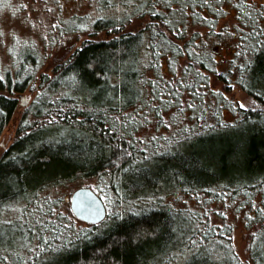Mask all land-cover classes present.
Segmentation results:
<instances>
[{
  "label": "trees",
  "instance_id": "16d2710c",
  "mask_svg": "<svg viewBox=\"0 0 264 264\" xmlns=\"http://www.w3.org/2000/svg\"><path fill=\"white\" fill-rule=\"evenodd\" d=\"M89 2L70 31L87 39L59 54L62 32L41 41L49 68L28 45L0 64V136L17 120L0 214L18 208L0 264H264V0ZM72 182L103 221L75 231L68 198L55 212Z\"/></svg>",
  "mask_w": 264,
  "mask_h": 264
},
{
  "label": "rangeland",
  "instance_id": "374dc122",
  "mask_svg": "<svg viewBox=\"0 0 264 264\" xmlns=\"http://www.w3.org/2000/svg\"><path fill=\"white\" fill-rule=\"evenodd\" d=\"M25 5L27 6L25 7ZM92 12L95 13L92 8V2H89V0H0V64L6 62L8 54L13 52V48L15 51L18 50L21 52L20 48H24V46L28 45L30 46L29 49L36 52V55L39 57L38 61L41 64L39 71L46 70L51 66L52 53L48 51L50 49L46 50L43 47L44 45L41 41L49 37H57L59 33L62 32L59 38L62 39L64 46L60 49H56V53H61L70 43L79 45L81 41L88 38V33L84 31L87 28L79 31L81 32L79 34H72V32H70L75 30L73 27H75L76 24L80 23L79 17L75 16L87 14L86 17H89ZM91 20V18L87 19V24L89 23L90 25ZM56 46L59 48L61 44H56ZM216 56L218 59H230V55L225 49H221L219 53H216ZM36 91L35 85L32 84L24 91L20 92L17 95L19 106L21 105V107H23L31 103L35 99ZM228 96L232 98V95ZM237 98H240L238 94L235 99ZM23 102H25L24 105H22ZM20 109L21 108L18 110L19 112ZM230 117L231 115L229 113V119ZM16 126L17 120L14 119L3 129L0 136V155L11 145L14 139ZM78 185H80L79 182H72L66 187L59 188V193L57 195L61 198V202L55 207L56 213L66 212L65 199L67 200L69 192L77 188ZM95 186L98 185L95 184ZM98 189L104 190V186L102 187L100 184ZM17 211V207H12L10 210H6V212L0 214L1 249H6V247L9 246L10 243L8 239H11L12 242L18 240L14 235L15 226H13L17 218L16 215H18ZM227 218H229V212ZM63 224L65 227L68 225L71 226V222L68 218H65ZM85 226L84 223L75 221L73 228L77 231L83 229ZM244 234L245 233L239 228H236L232 233L234 250L243 263L248 261L246 238ZM18 251L19 250L16 249L15 252ZM19 254H21V251H19ZM45 259L46 258L39 259L38 262Z\"/></svg>",
  "mask_w": 264,
  "mask_h": 264
},
{
  "label": "water",
  "instance_id": "95a60500",
  "mask_svg": "<svg viewBox=\"0 0 264 264\" xmlns=\"http://www.w3.org/2000/svg\"><path fill=\"white\" fill-rule=\"evenodd\" d=\"M68 206L72 216L84 224L100 223L107 214L103 200L88 187L74 189L68 197Z\"/></svg>",
  "mask_w": 264,
  "mask_h": 264
},
{
  "label": "snow or ice",
  "instance_id": "6c2138e0",
  "mask_svg": "<svg viewBox=\"0 0 264 264\" xmlns=\"http://www.w3.org/2000/svg\"><path fill=\"white\" fill-rule=\"evenodd\" d=\"M205 2L207 3V0H205ZM26 6L27 5H25V7ZM33 26H34V24H33ZM80 27L85 28V27H87V25L81 24ZM213 27H215V25H213ZM253 64H254V61L250 60L246 64L241 65L240 67L245 68L246 72L252 73L253 69H252L251 65H253ZM259 75H260V78L264 79V72L259 73ZM0 80H3V76H0ZM261 94H264V93H261ZM238 103H239L240 107H247L248 106V105L244 104L243 100L239 101Z\"/></svg>",
  "mask_w": 264,
  "mask_h": 264
}]
</instances>
